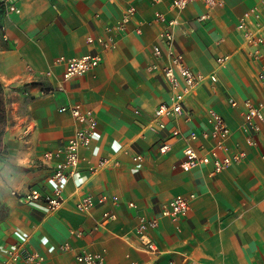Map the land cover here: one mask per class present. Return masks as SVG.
Returning <instances> with one entry per match:
<instances>
[{
    "label": "crops",
    "instance_id": "0c3cea01",
    "mask_svg": "<svg viewBox=\"0 0 264 264\" xmlns=\"http://www.w3.org/2000/svg\"><path fill=\"white\" fill-rule=\"evenodd\" d=\"M13 1V13L0 9L5 117L0 125V261L6 251L21 246L41 254L47 264H79L75 255L80 250L104 252V264H264V130L248 143L241 107L246 99L264 101V91L256 80L259 64L242 51L237 30L240 16L260 0H226L203 21L199 18L208 11L200 2L178 15L176 50L205 80L186 96L183 114L166 120L165 129L157 132L147 125L156 108L169 101L170 89L159 71L147 68L153 63L150 48L163 29L154 15L174 17L171 0ZM130 7L135 12L125 31L115 34L117 47L103 53L97 69L64 81L63 67L53 62L93 52L87 38L104 36L105 28ZM226 55L228 61L219 66L216 59ZM230 98L239 103L237 108L230 107ZM75 104L94 113L96 130L90 147L79 151L77 173L64 184V203L49 211L42 202H19L15 194L30 189L51 192V166L42 154L74 135L78 124L58 110ZM209 109L226 120L229 145L245 158L216 176L210 164L183 172L179 163L186 143L172 133L205 129ZM163 142L170 150L160 155ZM137 155L140 161L133 160ZM103 159L108 163L96 168ZM189 194L196 199L186 216L177 221L161 217L162 204ZM87 195L118 201L91 215L80 214L75 205ZM105 211L114 213L116 221L103 224ZM139 216L158 222L148 233L157 253L142 250L134 234ZM72 232L83 235L77 238ZM64 243L69 252L59 250Z\"/></svg>",
    "mask_w": 264,
    "mask_h": 264
},
{
    "label": "built area",
    "instance_id": "2783aa9c",
    "mask_svg": "<svg viewBox=\"0 0 264 264\" xmlns=\"http://www.w3.org/2000/svg\"><path fill=\"white\" fill-rule=\"evenodd\" d=\"M154 4H159L162 0H152ZM202 3L208 13L202 15L201 21L208 18V14L216 7L224 6L226 0H171L170 10L175 14L174 17L167 18L162 13H155L154 21L162 24L163 29L158 33L156 41L150 48V55L153 63L149 65L147 71H159L170 89L169 101L160 104L154 113L152 121L147 125L149 130L157 132L165 129L166 120L175 119L183 114V104L186 96L198 86L205 77L189 69L184 61V57L176 50L175 47V30L181 25L178 15L191 3ZM0 9L8 15L15 11L16 5L13 0H0ZM135 10L133 7L128 8L122 15V18L112 26L105 28V35L97 38H87L89 45L95 46V50L81 57L67 58L60 56L54 62V66H62L64 81L72 78L83 76L95 69L102 63L103 53L114 50L117 47L116 33H123L125 26L133 16ZM264 0L240 16L237 23V30L242 36V51L251 60L259 64L256 74V80L264 91ZM140 31L137 30L136 34ZM229 56H221L216 59L219 66L227 62ZM51 73L48 71L46 75ZM212 83L217 82L215 75L208 78ZM61 90V88H59ZM228 104L232 108H237L239 103L230 98ZM243 129L247 133V142L254 143V137L264 130V101L253 102L246 99L241 103ZM59 113H69L74 121L78 124L71 139L66 143L59 145L55 150L44 152L42 160L51 166V175L53 188L49 193H42L37 189H30L22 194H15L19 202L44 203L49 211H55L64 203L63 188L67 180L72 178L78 171L81 149L90 147L94 132L96 130V119L94 113L84 108L80 104L62 107ZM190 118L187 115V119ZM231 136L230 128L226 120L216 111L209 109L205 117V129L201 131H191L183 135L179 130H174L172 137H179L186 144L182 152V160L179 167L183 172H191L202 164L212 166L211 175L221 174L232 166L240 165L245 155L237 147H230L229 140ZM202 142L197 146L192 143ZM170 150V145L163 142L158 147L160 155L166 154ZM264 158V156H262ZM141 156L137 155L134 161H140ZM108 163L103 159L98 162L96 168H102ZM116 166V164H115ZM93 170V168H91ZM196 199L195 194L188 196H177L160 207V215L163 218L177 221L179 218L187 215L191 203ZM117 197L102 195L95 199L90 195L81 197L75 209L80 214L91 215L97 207L103 206L108 202L115 204ZM134 207L133 203L128 204ZM116 215L110 211L102 213V223L110 224L116 221ZM158 226L156 219H146L138 217L134 234L140 241L141 248L148 253H157L153 242L149 239L148 233L155 230ZM77 238H81L82 232H72ZM61 252L71 250L68 243L59 247ZM75 260L79 264H104V252L94 253L87 250H80L75 255ZM0 264H47L46 259L38 252L29 251L21 246H15L12 250L5 252L4 259ZM170 264H175L171 262ZM182 264H192L184 261Z\"/></svg>",
    "mask_w": 264,
    "mask_h": 264
},
{
    "label": "trees",
    "instance_id": "16d2710c",
    "mask_svg": "<svg viewBox=\"0 0 264 264\" xmlns=\"http://www.w3.org/2000/svg\"><path fill=\"white\" fill-rule=\"evenodd\" d=\"M0 93H1V85H0ZM4 110H3V103L0 99V125L4 123L5 119H4ZM0 137H1V133H0ZM1 149H2V144H1V138H0V154H1Z\"/></svg>",
    "mask_w": 264,
    "mask_h": 264
}]
</instances>
